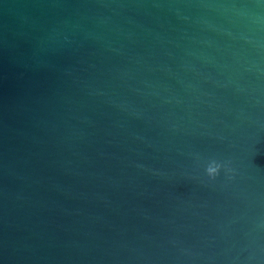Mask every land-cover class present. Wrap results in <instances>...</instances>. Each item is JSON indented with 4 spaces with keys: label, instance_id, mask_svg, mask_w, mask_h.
<instances>
[{
    "label": "water",
    "instance_id": "1",
    "mask_svg": "<svg viewBox=\"0 0 264 264\" xmlns=\"http://www.w3.org/2000/svg\"><path fill=\"white\" fill-rule=\"evenodd\" d=\"M0 264H264V0H0Z\"/></svg>",
    "mask_w": 264,
    "mask_h": 264
},
{
    "label": "clouds",
    "instance_id": "2",
    "mask_svg": "<svg viewBox=\"0 0 264 264\" xmlns=\"http://www.w3.org/2000/svg\"><path fill=\"white\" fill-rule=\"evenodd\" d=\"M220 169V165L219 164H213V165H210L207 169H206V172H207V175L211 178V177H214L218 171Z\"/></svg>",
    "mask_w": 264,
    "mask_h": 264
}]
</instances>
